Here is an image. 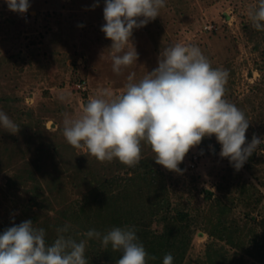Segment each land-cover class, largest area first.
Masks as SVG:
<instances>
[{
  "label": "rangeland",
  "instance_id": "374dc122",
  "mask_svg": "<svg viewBox=\"0 0 264 264\" xmlns=\"http://www.w3.org/2000/svg\"><path fill=\"white\" fill-rule=\"evenodd\" d=\"M257 2L165 0L160 16L133 29L138 59L117 74L112 42L101 31L105 0H28L26 13L0 0V111L20 126L15 134L0 126V234L31 220L49 244L66 224L65 235L79 242L87 230L77 220H87L75 209L86 193L105 188L113 193L101 205L105 212L128 208L139 222L154 214L152 231L161 232L163 222L170 234L186 229L177 264H264V143L236 170L220 156L216 137H205L177 173L157 164L143 141L140 162L129 167L115 158L100 162L63 136L66 115L79 114L102 88L120 94L129 74L139 81L158 66L163 48L179 43L198 47L213 69L227 70L224 98L249 121L246 145L254 134L264 138V30L247 15ZM85 207L92 213L96 203Z\"/></svg>",
  "mask_w": 264,
  "mask_h": 264
},
{
  "label": "clouds",
  "instance_id": "9594fccd",
  "mask_svg": "<svg viewBox=\"0 0 264 264\" xmlns=\"http://www.w3.org/2000/svg\"><path fill=\"white\" fill-rule=\"evenodd\" d=\"M11 11L26 13L28 0H5ZM165 0H105L101 31L111 40L112 70L119 74L138 59L131 43L133 29L155 20ZM247 15L256 30H264V0L249 6ZM129 74L124 90H98L79 114L63 119V136L75 148L84 147L98 161L118 159L134 167L141 160V142L155 154V162L169 171L182 173L179 164L190 149L205 137L215 136L220 156L228 158L236 170L264 143L255 134L246 145L249 127L243 111L228 102L225 84L228 72L213 69L200 49L176 43L162 49L158 66L139 81ZM61 101L67 94H61ZM0 126L15 134L16 125L0 111ZM66 224L57 229V238L46 241L43 228L31 220L13 225L0 234V264H88L85 251L89 240H99L107 249L121 252L116 264H147L148 257L134 226L113 227L106 233L95 229L77 242ZM163 264H173L168 253Z\"/></svg>",
  "mask_w": 264,
  "mask_h": 264
},
{
  "label": "trees",
  "instance_id": "16d2710c",
  "mask_svg": "<svg viewBox=\"0 0 264 264\" xmlns=\"http://www.w3.org/2000/svg\"><path fill=\"white\" fill-rule=\"evenodd\" d=\"M37 156H39V155H37ZM39 157L37 160H35V161H37V163L40 160ZM81 179H82V177H81ZM89 191H91V190H89ZM110 191H111L110 189L103 188L102 190H96V191H93L92 193L89 192V193H86L84 195L82 202H85V203H83V205H80L79 209H75V211L78 210L80 213H82L84 218H86L87 222H84L83 220H77L78 221L77 225L79 226V228L87 230V231L91 230V229H95L96 231H99L103 234V233H106L107 231L111 230L113 227L134 226L136 229V235L138 237V240L140 243L143 244L146 252L148 253V257H153V256L156 257L155 260L148 259L147 264H163V258L168 253H171L173 256V264H177L178 261H181L179 256L182 253L176 252V251L178 249H181L182 251H184L185 250L184 247H186V245L188 244V240H186L184 237V234H182L183 231H185L186 229H181V228H179V226H177V229H175V233L170 234L169 229L172 230V228H171L172 226H167V224H165V222H163L164 223V225H163L164 229H162L161 232L160 231L157 232L156 230L152 231L150 226H151V221H152L154 214L150 215V217H149L150 222H148L147 220L145 222H143V221L139 222V221H141L139 216L136 214L132 215L133 211H131L128 208L120 207V208H118L116 213L115 212L111 213V211L109 209H107L105 212L104 210H102L101 205L104 201L107 202L113 196L112 195L113 193ZM36 196H38V195H35L34 197L36 198ZM55 196L63 197V194H54L53 197H55ZM90 196H92V200H91L92 204L96 203V208L92 209L94 211L92 213H91V211L88 212L89 210L86 209L87 206L84 208V205L87 204L88 208L90 207V209H91L92 204L89 203V201H90L89 199H91V198H89ZM50 198H51V196H50ZM49 203H50L49 204V206H50L51 205L50 199H49ZM67 208L68 207H66V209ZM61 214H62V216L67 217L65 215V213L62 211H61ZM139 215L141 216V214H139ZM219 217H221V215H219ZM163 218H165V217H163ZM157 220H159V218H157ZM89 221H91V222H89ZM164 221H165V219H164ZM220 224H221V227H223V225L226 223L220 222ZM227 241H228V243L232 242V240H230V239H227ZM91 243H92L91 245L89 243L86 246V251H85V257H86L88 264L116 263V260H118L122 254L119 251H112L110 245L107 249H105V248L101 249V247H102L101 242L100 243L94 242V244H93V241H92ZM87 248L89 250L91 249V252H93L95 254L96 260H94V258L91 259L90 257H88L89 253H88ZM93 249H98V252L94 251ZM99 252L101 254L100 257H99ZM260 252H261L260 258H261V260L264 261V246L261 247ZM178 254H180V255H178ZM181 256H183V254ZM101 257L103 259H101Z\"/></svg>",
  "mask_w": 264,
  "mask_h": 264
}]
</instances>
